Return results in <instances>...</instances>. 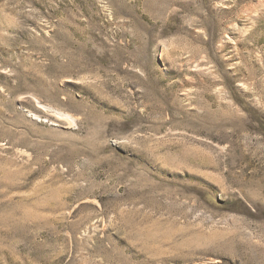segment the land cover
I'll return each instance as SVG.
<instances>
[{
	"label": "rangeland",
	"instance_id": "374dc122",
	"mask_svg": "<svg viewBox=\"0 0 264 264\" xmlns=\"http://www.w3.org/2000/svg\"><path fill=\"white\" fill-rule=\"evenodd\" d=\"M0 264H264V0H0Z\"/></svg>",
	"mask_w": 264,
	"mask_h": 264
}]
</instances>
